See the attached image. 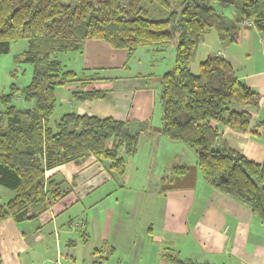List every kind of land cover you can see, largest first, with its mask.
Instances as JSON below:
<instances>
[{
	"label": "trees",
	"instance_id": "1",
	"mask_svg": "<svg viewBox=\"0 0 264 264\" xmlns=\"http://www.w3.org/2000/svg\"><path fill=\"white\" fill-rule=\"evenodd\" d=\"M140 1L0 0V54L24 39L27 48L20 60L32 65L26 85L11 84L8 93H0V185L13 192L0 201V220L34 219L57 202L65 191L46 175L57 165L79 163L92 155L108 162L110 177L122 174L126 158L137 151L139 131L148 126L73 112L50 126L57 87L102 78L97 71L77 74L66 68L60 55L80 51L86 40H101L124 49L127 66L136 49H166L176 37L172 67L160 77L161 134L192 148L203 180L264 221V165L230 149L212 125L258 136L262 122L253 124L245 107H257L259 94L236 77L220 54H208L196 73L189 68L204 33L212 31L224 43L236 38L241 23L249 21L264 34V0H176L178 11L170 10L168 0H152L162 13L157 19ZM227 8H232L231 16L224 13ZM16 95L33 101L32 107H16L12 104ZM106 96L95 88L73 94L81 100ZM184 172L185 166L170 170L171 176ZM161 256L174 264H195L166 249Z\"/></svg>",
	"mask_w": 264,
	"mask_h": 264
},
{
	"label": "crops",
	"instance_id": "2",
	"mask_svg": "<svg viewBox=\"0 0 264 264\" xmlns=\"http://www.w3.org/2000/svg\"><path fill=\"white\" fill-rule=\"evenodd\" d=\"M202 36L210 46L200 59L220 54L259 94L257 107H245L253 124L262 122L258 136L212 125L230 149L264 165L263 34L244 21L224 49L213 33ZM165 50L140 47L125 66L124 49L91 39L80 51L60 55L66 68L77 74L97 71L102 78L57 87L50 124L73 112L148 126L139 131L137 151L126 158L120 175L110 177L108 162L92 155L47 170L65 192L34 219L0 220V264H174L162 258L165 249L195 264H264V221L203 180L192 148L161 134L160 77L174 60L171 55L164 61ZM189 68L196 71L198 64L190 60ZM91 88L106 98L73 97ZM174 166H185V172L171 176ZM12 194L0 185V201Z\"/></svg>",
	"mask_w": 264,
	"mask_h": 264
},
{
	"label": "rangeland",
	"instance_id": "3",
	"mask_svg": "<svg viewBox=\"0 0 264 264\" xmlns=\"http://www.w3.org/2000/svg\"><path fill=\"white\" fill-rule=\"evenodd\" d=\"M170 3V10L178 11V6L176 7V0H168ZM140 4L145 6L153 18H160V14L157 11V2L152 0H141ZM232 8H227L224 10V13L231 16ZM169 28V27H168ZM213 33L214 32H208ZM211 35V34H210ZM202 35L198 37L196 48L193 52L191 58V64H198L200 62V58H202V50L206 47L210 46L209 38H203ZM175 46H176V37L172 39V41L166 46V50L164 52V61H168L171 55H175ZM27 48V42L24 39L17 40L12 42L10 45V50L6 54H0V93H8L10 91L11 84L16 85L17 87H21L26 85L31 78L32 75V65L30 63L24 62L20 60V53ZM61 59V58H60ZM141 60H143L141 58ZM147 60V58H144ZM170 65L169 68H171ZM193 71L192 73H196ZM85 78V77H84ZM87 80V79H84ZM12 104L16 107L24 108L30 107L33 105V101H25L17 97V95L13 98ZM2 106L0 105V110ZM50 126H53L52 123Z\"/></svg>",
	"mask_w": 264,
	"mask_h": 264
},
{
	"label": "water",
	"instance_id": "4",
	"mask_svg": "<svg viewBox=\"0 0 264 264\" xmlns=\"http://www.w3.org/2000/svg\"><path fill=\"white\" fill-rule=\"evenodd\" d=\"M229 39H227L224 43V45L222 46V49H224L225 45L228 43Z\"/></svg>",
	"mask_w": 264,
	"mask_h": 264
},
{
	"label": "built area",
	"instance_id": "5",
	"mask_svg": "<svg viewBox=\"0 0 264 264\" xmlns=\"http://www.w3.org/2000/svg\"><path fill=\"white\" fill-rule=\"evenodd\" d=\"M245 22L250 23L249 21H245ZM263 39H264V34H263Z\"/></svg>",
	"mask_w": 264,
	"mask_h": 264
}]
</instances>
